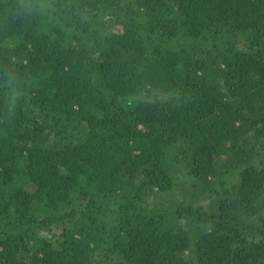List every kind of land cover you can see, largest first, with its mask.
<instances>
[{
    "label": "trees",
    "instance_id": "obj_1",
    "mask_svg": "<svg viewBox=\"0 0 264 264\" xmlns=\"http://www.w3.org/2000/svg\"><path fill=\"white\" fill-rule=\"evenodd\" d=\"M0 264H264V0H0Z\"/></svg>",
    "mask_w": 264,
    "mask_h": 264
}]
</instances>
